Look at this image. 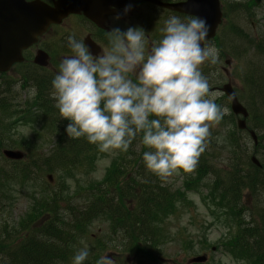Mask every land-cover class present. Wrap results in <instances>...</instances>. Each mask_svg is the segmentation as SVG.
Masks as SVG:
<instances>
[{
  "label": "clouds",
  "instance_id": "1",
  "mask_svg": "<svg viewBox=\"0 0 264 264\" xmlns=\"http://www.w3.org/2000/svg\"><path fill=\"white\" fill-rule=\"evenodd\" d=\"M125 9V12L129 11ZM207 20L172 15L157 40L143 28L113 27L106 31V49L93 55L83 40L67 39L70 56L52 80L60 116L69 121L68 137H84L101 152H128L140 137L146 169L161 179L178 171L192 173L228 109L217 103L202 71L215 65L219 50L209 42ZM81 248L72 264H84ZM97 264H115L108 255Z\"/></svg>",
  "mask_w": 264,
  "mask_h": 264
},
{
  "label": "rangeland",
  "instance_id": "2",
  "mask_svg": "<svg viewBox=\"0 0 264 264\" xmlns=\"http://www.w3.org/2000/svg\"><path fill=\"white\" fill-rule=\"evenodd\" d=\"M220 2L221 7L225 11V6L228 3H234L240 7H234L228 11L226 16L224 15L223 21L218 30V36L211 42L219 50V61L215 65L205 63V65L202 66V71L209 77L211 87H221L226 83H230L242 105L248 109V105L253 103V100L251 94L248 93L246 82H249L252 77L249 75L251 74L253 67L263 66L264 68V59L259 61L261 57L256 53L257 51L254 50L255 47L248 44L249 42H254L255 44L262 43L264 55V38H262L264 36V0H262L259 9H256L258 6L251 3L249 0H220ZM152 11L158 22L153 21L152 19L150 20L151 15L147 16V14H144L141 11H138L137 13L140 21H142L140 18L145 19L144 22H142V25L144 24L153 35V31H156V36H158L161 33V28L164 26V21L172 15L169 13L166 15L162 12H156L155 10ZM74 25L79 28L74 29L72 23L68 22L57 29L58 34L49 33L43 38L44 43L48 46L44 45L42 42L40 48L49 52L56 58L50 66L51 71L54 69L55 64L57 65L60 60L62 61L65 56L71 55V51L67 46L68 37L74 35L77 39H80V24L74 22ZM139 26L138 23L130 24L129 26L123 27L122 30H126L128 27ZM104 48L106 49V47ZM244 51L246 52L244 53ZM34 52L35 50L32 53L34 54ZM227 60H230L229 66L225 64V61ZM223 69L227 70L223 71ZM45 73L48 72H41L34 69L29 60V62L23 67H17L16 69L11 70L6 77L8 80L16 81V89L21 96V100L24 101L25 98L31 97L33 92H35L33 87L34 83L32 82L40 79V77H46ZM23 77H28L25 85H29L24 91L19 87L21 84H24ZM217 103L222 107H226L228 109V114L224 116L218 126L211 129L212 136L209 146L206 149V154H210L208 161L211 162L214 167L223 168L224 163L227 161V157L232 153V148L236 145H240L244 150L243 153L237 151L239 161H241V159H249L251 156L250 153L255 148H253L249 136L246 133L239 132L236 128L237 118L231 114L228 107L229 102L226 98L222 95L218 98ZM259 114L260 112L258 115ZM258 115H255V113L251 111L249 125L259 136L261 147L256 150V156L258 161L263 164L264 126L256 120ZM15 118L18 117L8 116L0 122V135H3L2 137L7 140L6 143L11 144V146L6 148L14 151L21 150L23 154L25 151L27 153L26 156L24 155L23 157V162L21 161L22 163L15 167H11L2 159V157H0V168L3 169L7 175L13 176V178L15 177L16 171L22 169L23 164H26L37 155H47L52 149H54L53 136L57 132L65 133L64 129H60L55 124L51 130L45 128L39 130L41 131L40 133L42 137L35 140L33 131L30 127L16 125L14 126L15 128H11L12 125L10 122L14 121ZM233 136L239 141H237L236 144L232 141L234 140ZM21 145L23 148L20 149L19 147H21ZM97 154L99 155V153ZM121 155L123 156V152L120 151L101 152L100 156L95 159V166H92L90 169L91 171L85 174L83 179H79V184L75 183L70 178L65 177V174L62 172H52L51 174L55 179L54 190H59V186L57 185L66 184L69 185L71 192L74 191L70 199L82 203L83 201H86L82 199L88 198L90 202L88 193L84 192L86 188L97 191V188L100 185H112L111 183L114 175H108L111 174L117 166L120 167V165L124 164L125 167L132 168L131 166L122 163V160L119 159ZM125 161L128 162L130 159L125 156ZM243 163H245V165L240 164V167H243L246 171L252 172L250 167H248L250 162L245 161ZM112 165H114V167L109 169ZM31 171L33 172L34 169ZM46 172V170L38 169L37 173L31 177L32 181L49 185L46 181V176L49 173ZM115 176H117V173ZM212 178V176L207 177L208 180ZM123 179L124 177L119 179V181ZM185 179H197V176L194 172L186 173L181 170L175 173L172 177L164 179L166 185H172L174 188H177L174 191L179 193V198L176 199L178 202H173L171 207L174 211L176 210L179 212H176L172 216H167L168 220L165 219L166 221H164L163 227L166 233L158 241V248L156 249L157 256L155 255L154 260H156L157 264H188L187 261L190 260V258L205 255L206 261H208L206 262L207 264H247L244 260L231 257V255L229 256L223 247L224 245L229 247L231 243H228V240L236 232V228L233 226L235 221L227 215L226 212H219L221 209L216 208L215 204L217 203H213L206 199L205 195L207 194L204 190L199 189V191L190 194L189 192H186L189 190L190 185L182 184ZM198 184L210 185L209 182L204 179H200ZM180 185H183L181 191L178 189ZM196 186L199 187V185ZM32 187L33 182L25 187L24 185L17 183L16 180L7 184H0V195H2L0 197L3 200L1 206L7 208L8 214L12 217H19L20 221L13 226H8L9 230L7 232H16L19 234L18 231L20 227L24 226L26 221L34 220V217L30 212L37 207L34 201L36 200V194L38 192ZM111 189L112 188L109 187L107 192ZM82 193L85 194L82 195ZM61 195L64 196L63 193ZM66 197H68L67 194ZM63 206H67V204L63 203ZM240 209L243 219L245 218L246 222H248L247 227L259 225L257 232L260 238L263 239L264 194H259V197L256 198L254 194L244 190L242 192ZM254 211L260 214L259 220H256L257 218H252V214L255 213ZM36 222L37 220H35V223ZM156 223H154L155 226ZM156 228H160V223ZM106 232L109 236L110 229L107 223H94L92 226H89L86 230V237H83L80 240V244L77 248L72 249L73 255H71V261L76 252L85 247L89 251V256L84 264H97L100 257L104 255H108L112 258L115 261V264H137L139 262L138 258L145 255L144 250L141 248L142 243L136 246L141 247L135 251L134 258H132L131 255L129 256L128 252L122 248L118 250L117 243L118 245L119 243L122 244L124 235L121 237L120 235L115 234V240L111 239L110 236V238L106 239ZM89 239L93 241L91 242ZM97 240H102L100 243H105L106 241L107 246L110 248L106 251L104 250L102 253L100 251L97 252L94 249L95 247H93ZM95 256L96 258L99 257V259H91ZM240 257L243 258L242 255ZM65 264H72V262H67Z\"/></svg>",
  "mask_w": 264,
  "mask_h": 264
},
{
  "label": "trees",
  "instance_id": "3",
  "mask_svg": "<svg viewBox=\"0 0 264 264\" xmlns=\"http://www.w3.org/2000/svg\"><path fill=\"white\" fill-rule=\"evenodd\" d=\"M248 44L254 46L255 51L263 53L262 44L259 45L254 42H249ZM4 76L1 75L0 79ZM249 76L252 77L249 82H246V87L248 93L252 96L253 103H250L248 108L255 115L260 112L256 120L264 126L263 66L254 67L252 75ZM11 83L14 84V82L9 80L7 83L1 81L0 88L4 89L5 86L10 89ZM36 87L41 95L46 98L49 97L46 92L51 85L49 88L45 87L42 91L38 89V86ZM2 94L5 95V92L0 90V95ZM9 104H12V102L8 101L6 97H0V122L9 116L7 114V112L11 111ZM233 138L234 140L232 141L236 144L238 140L234 136ZM5 142L0 135V149L6 147L7 144ZM70 143L73 142L68 143L73 145ZM60 144L67 145V141H62ZM68 147L73 148L74 152L68 153L67 150H64L65 148L59 146L50 152L48 158L41 159L37 157L29 160L26 165L23 164L22 169L16 171L18 173L16 177L17 183L22 185L31 183V177L37 173L38 169L42 170L44 168H49L50 170L52 168L60 169L67 172L79 171L81 173V167L84 162L82 166L80 164L77 166L76 162L78 159L76 157H84L85 161V157L88 158L91 151L89 149L90 145L81 142ZM260 147L261 142L257 145V148ZM144 151H147V149L141 145L140 137L138 136L133 141L129 151L123 152V156L119 157L122 163L132 168L125 167L124 164H122L123 166L120 165V167L117 166L108 175H114L112 185H100L97 191L90 190L88 194L90 200H93L92 205L95 203L101 205L99 206L101 209H99L97 214H95V211H91L90 208L87 209V207L84 210L69 209L67 206L61 207L63 203L69 206L70 199H66L65 196L61 195L62 193L65 194L64 189L59 187V190L55 191V188H53L55 185H36L38 194L34 203L37 207L30 212L34 220L26 221L25 225L20 227L22 229L21 232L17 234L16 232L7 231L9 230L8 226H13L20 222L19 217L15 218L8 214L7 208L1 206L3 200L0 197V264H65L72 262V249L79 246L78 239L86 233L90 219L101 213H103V216L111 217L113 234L121 237L124 235L122 244L119 243L118 245L117 243L118 250L123 245L124 250L129 255H135V251L141 246L136 247L137 245L134 243L140 242L145 255L138 258L139 262L137 264H157L154 258L155 255L157 256L158 237L165 231H162L161 227L159 229L156 228L154 223L157 222V219L160 220L159 214L162 213L163 216H169L174 213V210L170 209V207L175 199L171 197L170 188L161 186L165 185L162 183L164 179L159 178L146 169L142 159ZM237 151L243 153L244 150L240 145L233 147L232 153L227 157L223 168L213 167L211 162L208 163L210 154H206L205 151L201 155L196 168L198 181L207 176H213L211 182L218 195H216L217 209H226L231 216H236V219L241 213L240 204L244 190L251 192L256 198L259 197V194H264V163L261 164L260 168L250 163L248 167H250L252 172L246 171V169L240 167V164L245 165L243 162H249V159H241L239 161ZM125 156L130 161L126 162ZM3 160L6 161L5 159ZM19 164L21 163L12 162L10 166L15 167ZM33 167H35L34 171L31 172L30 169ZM49 169H46L48 173L51 172L48 171ZM116 173L117 176H115ZM10 176L0 168V184H7L9 183L8 181L15 179ZM123 177L124 179L119 181ZM109 187L112 188L109 191L112 193L107 192ZM254 212L252 218L259 220L260 214L256 211ZM64 215L69 216V219L72 220L70 221L71 225L66 226ZM35 220H37L36 223ZM242 222L239 221V223ZM251 227H241L239 230V234L243 235L244 238L248 236V232H251L252 236L248 246L245 239L239 242V246L244 250L249 249L250 255L254 253L256 264H264V238L261 239L257 232L258 225ZM105 247L104 245L102 249Z\"/></svg>",
  "mask_w": 264,
  "mask_h": 264
},
{
  "label": "water",
  "instance_id": "4",
  "mask_svg": "<svg viewBox=\"0 0 264 264\" xmlns=\"http://www.w3.org/2000/svg\"><path fill=\"white\" fill-rule=\"evenodd\" d=\"M102 0H56L47 4L41 0H0V74L8 72L13 65L23 62L22 52L30 46L37 43V40L43 35L51 25H58L62 19L69 14L84 13L91 17V10L94 3L99 4ZM101 3L104 14L110 13L108 7L112 4L109 0ZM170 10L185 13L192 16L201 17L207 20L211 26L208 33V40L211 39L217 26L221 22V11L218 0H186V2L163 5ZM95 52V46L88 39L84 41ZM33 63L39 67H46L48 56L38 50L35 53ZM221 91L229 98L231 111L235 115H241L243 118L248 116L246 109L238 102L234 91L230 85H224ZM237 126L240 130L245 128V121L239 120ZM250 136L256 143V137L253 132ZM4 155L12 160L22 158L20 152L5 151ZM252 162L259 166L258 162L252 158ZM197 258L194 261H202Z\"/></svg>",
  "mask_w": 264,
  "mask_h": 264
},
{
  "label": "flooded vegetation",
  "instance_id": "5",
  "mask_svg": "<svg viewBox=\"0 0 264 264\" xmlns=\"http://www.w3.org/2000/svg\"><path fill=\"white\" fill-rule=\"evenodd\" d=\"M109 1L112 6L110 8L108 7L107 11H109L110 13L104 14L105 12H102L98 17L99 24H96L84 18L82 15H71L65 20L67 23H72L74 29L79 28L78 26L74 25V22L80 24L81 32L80 39L78 40L82 39L83 41H85L88 38L103 50V46H107V30L113 27H119L120 29H122L125 26H129L130 24L136 23L140 25V28L144 29L146 34H149V39L155 40L157 38V36H154L149 32V30L144 26V24L142 25V22H144L145 19L140 18L142 20L140 21L137 12L141 11V9H144L145 11L142 10L144 14H147V16L151 15L150 17L152 18V20L157 21L155 19V15H153L154 12L152 10L162 13L168 12V10L163 9L162 7L157 6L149 1H159L161 3H167V0H126V5L120 9L117 8V4L121 0ZM126 8H129L130 10L125 12ZM168 13L172 15L170 12Z\"/></svg>",
  "mask_w": 264,
  "mask_h": 264
},
{
  "label": "bare ground",
  "instance_id": "6",
  "mask_svg": "<svg viewBox=\"0 0 264 264\" xmlns=\"http://www.w3.org/2000/svg\"><path fill=\"white\" fill-rule=\"evenodd\" d=\"M38 89H39L40 91H42L43 89H45V86H44L43 84H39V85H38Z\"/></svg>",
  "mask_w": 264,
  "mask_h": 264
}]
</instances>
